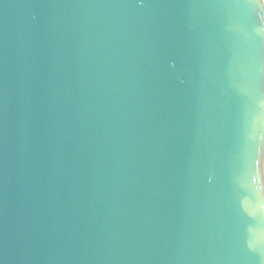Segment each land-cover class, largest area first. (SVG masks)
I'll return each mask as SVG.
<instances>
[{
    "label": "water",
    "instance_id": "95a60500",
    "mask_svg": "<svg viewBox=\"0 0 264 264\" xmlns=\"http://www.w3.org/2000/svg\"><path fill=\"white\" fill-rule=\"evenodd\" d=\"M264 0H0V264H264Z\"/></svg>",
    "mask_w": 264,
    "mask_h": 264
},
{
    "label": "bare ground",
    "instance_id": "6f19581e",
    "mask_svg": "<svg viewBox=\"0 0 264 264\" xmlns=\"http://www.w3.org/2000/svg\"><path fill=\"white\" fill-rule=\"evenodd\" d=\"M262 177H263V184H264V144L262 146Z\"/></svg>",
    "mask_w": 264,
    "mask_h": 264
}]
</instances>
